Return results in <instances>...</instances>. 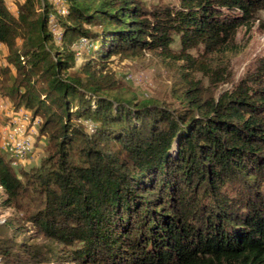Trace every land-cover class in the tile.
Wrapping results in <instances>:
<instances>
[{"label":"trees","instance_id":"obj_1","mask_svg":"<svg viewBox=\"0 0 264 264\" xmlns=\"http://www.w3.org/2000/svg\"><path fill=\"white\" fill-rule=\"evenodd\" d=\"M64 4L61 14L51 0H24L15 15L0 0L10 50L0 81L13 79L5 95L41 119L51 146L29 170L0 152L5 204L39 238L3 240L0 264H264V55L251 87L206 97L191 89L180 110L126 98L106 70L115 56L166 53L175 36L226 44L264 0ZM82 37L93 44L79 63Z\"/></svg>","mask_w":264,"mask_h":264},{"label":"rangeland","instance_id":"obj_2","mask_svg":"<svg viewBox=\"0 0 264 264\" xmlns=\"http://www.w3.org/2000/svg\"><path fill=\"white\" fill-rule=\"evenodd\" d=\"M143 1L149 8L180 5V0ZM6 2L10 10L17 15L24 0ZM40 7L38 3V12ZM22 46L23 40L19 38L16 48L21 50ZM166 53L149 51L138 57L115 56L110 59L112 61L106 63V70L114 72L122 82L121 92L126 98L156 100L179 110L182 104L178 97L191 89L206 97L236 92L242 86L251 87L252 73L264 55V10L240 26L235 37L226 44L217 47H208L205 44L189 46L184 45L180 38L175 36V41ZM9 54V48L0 42L1 68L6 66ZM84 59L85 55L81 53L77 61L82 63ZM75 71L71 69L69 72ZM15 74L13 68L10 75L15 77ZM38 80V85L44 83L42 79ZM12 83L13 79L7 82L6 86ZM6 86L0 81V152L3 154L8 150L3 135L13 120L12 112L15 110L13 101L5 95ZM31 125H35L34 119ZM41 125L42 121L39 126L36 125L34 148L28 156V163L23 165L26 170L38 166L51 152L49 137L44 134L39 136ZM16 169L19 170L21 167ZM6 197L0 185V243L14 235L19 241L37 242L39 238L34 227L31 223L23 222L21 213L5 204Z\"/></svg>","mask_w":264,"mask_h":264},{"label":"built area","instance_id":"obj_3","mask_svg":"<svg viewBox=\"0 0 264 264\" xmlns=\"http://www.w3.org/2000/svg\"><path fill=\"white\" fill-rule=\"evenodd\" d=\"M55 3L59 13L66 14L67 8L64 0H51ZM50 27L57 41H60L62 29L58 26L54 16L50 18ZM91 40L82 37L74 43L78 53V60L81 56L83 48H90L92 46ZM12 122L7 126L3 135L5 145L7 146V153L12 159V165L15 167H23L28 163V156L31 154L35 144V134H37L36 125L41 123L40 118H34L30 110L25 107L15 109L12 112ZM34 119V126L31 121Z\"/></svg>","mask_w":264,"mask_h":264}]
</instances>
